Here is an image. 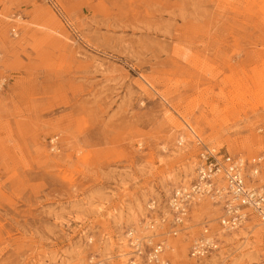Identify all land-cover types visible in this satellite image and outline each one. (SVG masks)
Wrapping results in <instances>:
<instances>
[{
    "label": "rangeland",
    "instance_id": "1",
    "mask_svg": "<svg viewBox=\"0 0 264 264\" xmlns=\"http://www.w3.org/2000/svg\"><path fill=\"white\" fill-rule=\"evenodd\" d=\"M197 138L264 156V0H0V264H158L131 230L161 264H264L254 217L189 256L207 199L168 233Z\"/></svg>",
    "mask_w": 264,
    "mask_h": 264
},
{
    "label": "built area",
    "instance_id": "2",
    "mask_svg": "<svg viewBox=\"0 0 264 264\" xmlns=\"http://www.w3.org/2000/svg\"><path fill=\"white\" fill-rule=\"evenodd\" d=\"M15 32L16 28L12 27L10 34L14 35ZM197 139L200 149L194 165V179L189 186L175 188L168 200L171 227L168 233L175 236L187 228L185 223L193 203L207 199L218 206L220 214L217 229L212 230L204 222L189 245V256L202 259L219 249L222 242L220 235L239 229L250 218L254 217L264 225V184H260L257 178L264 156L247 158L240 154H230ZM155 204L152 200L150 209H154ZM167 220V217L161 215L158 219H151L147 228L163 227ZM129 234L134 252L142 256L144 262H165L164 242L154 241L153 235L140 237L133 234V230Z\"/></svg>",
    "mask_w": 264,
    "mask_h": 264
}]
</instances>
